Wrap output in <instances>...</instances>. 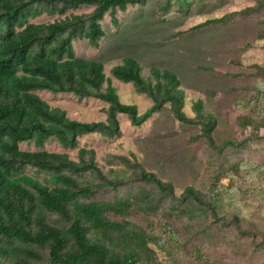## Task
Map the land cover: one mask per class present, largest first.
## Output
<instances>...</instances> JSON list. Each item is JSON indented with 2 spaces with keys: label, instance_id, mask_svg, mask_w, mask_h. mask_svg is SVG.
Masks as SVG:
<instances>
[{
  "label": "trees",
  "instance_id": "1",
  "mask_svg": "<svg viewBox=\"0 0 264 264\" xmlns=\"http://www.w3.org/2000/svg\"><path fill=\"white\" fill-rule=\"evenodd\" d=\"M146 1L0 0V264H161L159 252L167 258L166 264H233L226 252L214 247L219 239L222 243L228 240L226 233L214 228L215 223L234 224L240 233L258 234L243 228L239 201L253 193L264 197L263 165L236 161L214 169L216 178L223 174L232 178L229 186L205 192L189 185L177 194L172 181L145 169L134 153L109 154L106 162L110 168L105 171L97 151L80 146V137L87 134L121 136L119 114L141 126L164 106L180 126L200 127L192 142L204 140L218 153L245 146L238 139L217 143L218 119L205 110L202 99L193 101L194 116L186 113V94L175 71L153 65L145 76L143 63L125 56L108 76L102 61L76 55L72 42L77 39L99 48L106 35L105 14L118 26V11ZM179 1L190 5L195 0ZM80 7L93 9L68 13ZM262 11L264 0H258L257 5L208 19L190 30L227 24L238 14ZM43 14L58 17L30 21ZM260 24L258 38L264 40V16ZM254 66L264 73V66ZM201 68L222 71L215 66ZM113 77L146 94L152 102L149 108L140 113L137 104L123 102ZM39 90L71 92L80 100L100 99L108 103L107 117L95 121L71 118L64 108L41 97ZM210 93L214 98L218 95ZM245 100L251 110L239 121L257 132L264 126V117L257 123L253 114L264 115V81L253 84ZM50 141L65 149H78L77 158L66 151L46 149ZM22 142L33 143L35 148L22 149ZM28 166L35 168L34 173L27 172ZM251 170L263 177L261 186L252 191L242 186ZM132 184L138 187L103 197ZM226 205L233 213L225 210ZM133 210L144 214L146 222L131 219Z\"/></svg>",
  "mask_w": 264,
  "mask_h": 264
},
{
  "label": "rangeland",
  "instance_id": "2",
  "mask_svg": "<svg viewBox=\"0 0 264 264\" xmlns=\"http://www.w3.org/2000/svg\"><path fill=\"white\" fill-rule=\"evenodd\" d=\"M257 3L258 0H195L188 5L179 0H147L144 4L129 5L125 12L118 11V26L112 23L110 14H105L102 25L106 35L99 42V48L90 46L86 39L72 42L78 57L102 61L108 76H112V66L125 56L141 61L145 76H149L153 65L175 71L186 94V113L194 116L191 108L193 101L202 99L205 110L215 114L218 119L214 132L217 143L238 139L243 140L245 146L228 147L223 153H218L204 140L192 142L191 137L200 132V127L180 126L167 106L141 126L132 125L127 115L119 114L121 136L106 138L87 134L80 137V146L94 148L97 160L105 171L110 168L106 162L109 154L134 153L145 169L157 173L164 180L172 181L177 194L189 185L205 192L216 186H229L232 178L223 174L218 179L214 169L227 168L236 161L252 162L264 167L263 124L255 132L252 126L244 127L239 121V117L251 110L246 108L245 102L248 91L256 82L264 81V73L257 72L254 66H264V40L258 38L264 11L245 16L238 14L227 24H210L190 30L208 19L239 12ZM92 9L80 7L68 13H84ZM57 17L43 14L30 21L48 22ZM202 66H215L222 71H208ZM112 83L121 100L137 104L140 113L152 104L151 99L137 92L132 83L114 77ZM210 91L218 95L214 98ZM37 93L52 106L64 108L71 118L95 121L107 117L108 103L100 99L80 100L71 92L39 90ZM253 117L257 123L264 121V115L260 112L256 111ZM20 145L22 149L35 148L33 143L22 142ZM45 148L66 151L77 158L78 149H65L55 141L47 143ZM34 171L35 168L27 167L28 173ZM262 179L251 170L243 180L247 183H242V186L252 191L254 186H261ZM137 187V184H132L116 192H108L103 197L111 198ZM241 193L238 191L239 196ZM253 194L242 196L239 208L244 217L243 228L257 230L258 234L240 233L234 224L229 226L216 222L214 225L218 232L228 235V240L222 243L221 238L219 245L214 247L226 252L233 264H264V197L258 198ZM225 210L233 213L229 205L225 206ZM131 219L146 222L145 215L137 210L132 211ZM159 255L161 264H166L165 255L162 252Z\"/></svg>",
  "mask_w": 264,
  "mask_h": 264
}]
</instances>
